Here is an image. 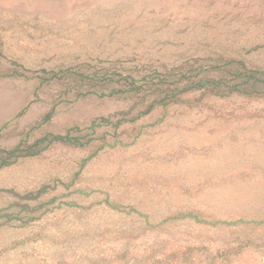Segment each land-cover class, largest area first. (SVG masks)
I'll list each match as a JSON object with an SVG mask.
<instances>
[{
	"label": "rangeland",
	"instance_id": "1",
	"mask_svg": "<svg viewBox=\"0 0 264 264\" xmlns=\"http://www.w3.org/2000/svg\"><path fill=\"white\" fill-rule=\"evenodd\" d=\"M229 58L264 69V0H0V156L27 154L0 165V264H264L263 90L143 114L155 93L60 72L230 81ZM49 133L83 143L27 153Z\"/></svg>",
	"mask_w": 264,
	"mask_h": 264
},
{
	"label": "trees",
	"instance_id": "2",
	"mask_svg": "<svg viewBox=\"0 0 264 264\" xmlns=\"http://www.w3.org/2000/svg\"><path fill=\"white\" fill-rule=\"evenodd\" d=\"M223 67L228 70L231 75V80L226 81L225 76H197L195 74H190L188 70L180 73L179 78L168 80L167 78L158 79L157 82H151V73L148 72L147 75L135 77L131 72L126 73V75L118 74V78H113L108 76V72H98V71H72L70 69L60 70L64 73L62 77H68L77 79L81 83L85 84L86 87L94 88V92L98 91L102 95L114 96L119 94L133 95L148 91L149 93H155L157 97L154 98L147 108L142 111L143 114L148 113L153 109L156 104L167 105L170 101L175 99L179 94L199 90L202 88H209L214 91L224 88L231 92H239L244 94L252 93V91H264V69L247 67L246 64L239 59L229 58L225 60L222 64ZM210 74L216 69V66L208 67ZM155 72L157 70H154ZM116 74V75H117ZM56 75V74H55ZM56 77V76H53ZM108 91V92H106ZM63 142L73 145H82L83 142L79 140L76 136H71L69 134H53L49 133L38 139H36L33 144L28 147L35 150H27L29 154H36V152L44 149L51 145L52 143ZM5 155L0 156V165H7L11 163L12 160L17 157H21L27 154H22L21 147L15 146L11 149L1 150ZM34 199V195H31ZM12 206L16 204L11 203ZM24 209V208H23ZM0 217L3 219L0 221V225L7 224V221L11 220V214L9 212H1Z\"/></svg>",
	"mask_w": 264,
	"mask_h": 264
}]
</instances>
